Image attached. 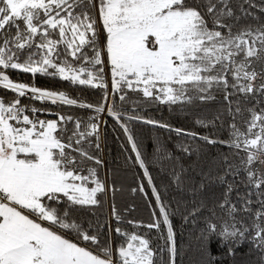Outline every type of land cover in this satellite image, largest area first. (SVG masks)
<instances>
[{
    "label": "snow or ice",
    "instance_id": "snow-or-ice-1",
    "mask_svg": "<svg viewBox=\"0 0 264 264\" xmlns=\"http://www.w3.org/2000/svg\"><path fill=\"white\" fill-rule=\"evenodd\" d=\"M12 71L30 74L31 82L13 80ZM38 75L104 89V103L39 87ZM0 89L13 94L0 96V264H160L165 249L167 264H177L179 255L171 205L124 123L159 208L151 223L127 221L146 228L144 234L121 227L115 204L114 225L89 220L85 226L74 215L87 210L95 216L113 190L96 167L103 164L94 154L102 122L22 99L107 111L120 121L117 98L183 108L218 97L224 113L195 123L216 129L226 113V139L215 131L202 135L155 119H128L201 142L181 145L185 159L163 154L173 162L171 186L190 197L183 220L203 221L194 237L196 264H222L218 256L234 257L245 243L264 264V0H0ZM217 145L229 151L213 154ZM152 230L163 245L153 246Z\"/></svg>",
    "mask_w": 264,
    "mask_h": 264
},
{
    "label": "trees",
    "instance_id": "trees-1",
    "mask_svg": "<svg viewBox=\"0 0 264 264\" xmlns=\"http://www.w3.org/2000/svg\"><path fill=\"white\" fill-rule=\"evenodd\" d=\"M104 36L101 34L100 42L103 43ZM105 81L108 83V91H111L110 74L105 70ZM13 80L22 82H31L30 74L12 71L10 73ZM37 86L50 88L57 91H64L70 98H75L78 102H84L92 105H101L104 103V89L91 88L87 86L73 85L69 81H63L58 77H46L38 75L35 78ZM133 95V94H130ZM0 96L6 99H12L13 94L7 90L0 89ZM133 100L135 96L133 95ZM24 104H34L37 107H48L53 112L60 111L70 114L74 117L88 121L89 117L96 116L97 122H102L100 126V150L94 152L95 155L103 161V164L97 167V172L101 180L106 181L107 185L112 188L107 196L103 197L102 207L95 210V216L91 211L81 210L74 213L78 220H84L85 226L87 221L93 223L99 221L107 224L115 221L111 220V205L115 204L120 214L124 218L121 227L128 232H137L139 234L148 233L144 227H134L127 221L142 222L143 224L151 223L153 212H159L158 205L152 195L151 186L144 176V171L135 163V153L131 150V144L127 140V135L120 127L124 123L133 135L139 149L149 168V174L153 183L158 188L165 205H171L169 211L172 213L171 219L176 232L179 255L177 264H196L199 256L195 250L194 237L198 234V229L203 227V221L197 223H186L182 216L186 212L185 204L190 208V197L186 193H180L171 186L173 162L164 159L165 152L172 153L181 159H185L181 152V145H191L192 148L198 146L199 141H192L186 137H178L174 132L166 129L154 127L143 123L142 120H129L128 116H140L149 119H155L166 122L173 127L185 128L189 131L199 132L202 135H208L215 131V134L221 139L228 137L227 123L229 117L225 113L221 120L216 121V129L204 128L195 123L197 119H213L218 113H224V102L221 97L216 101L202 103L196 101L192 105L180 107L178 105H163L159 102L142 101L138 103H122L115 99L114 107L121 113V120L117 121L114 117L107 114L95 113L92 109L80 108L78 106H61L42 103L40 101L22 99ZM109 103H112L111 99ZM45 118V117H42ZM46 118H54L48 116ZM223 124L224 127H220ZM227 146L217 145L211 149V152H228ZM195 159V156L192 157ZM143 185L144 192L139 190ZM223 187L222 185L220 186ZM133 189H136L134 192ZM217 193L219 189L216 190ZM243 191V189H241ZM214 197L208 194L209 204L211 205ZM153 246L163 245L157 232L152 230L149 233ZM119 242V237H116ZM189 244L193 247L189 248ZM260 253L256 251L251 244L245 243L240 246L234 257L218 256L222 264H260ZM160 264H167V250L160 253Z\"/></svg>",
    "mask_w": 264,
    "mask_h": 264
},
{
    "label": "built area",
    "instance_id": "built-area-1",
    "mask_svg": "<svg viewBox=\"0 0 264 264\" xmlns=\"http://www.w3.org/2000/svg\"><path fill=\"white\" fill-rule=\"evenodd\" d=\"M106 112V111H105ZM105 112H103L102 114H105Z\"/></svg>",
    "mask_w": 264,
    "mask_h": 264
}]
</instances>
